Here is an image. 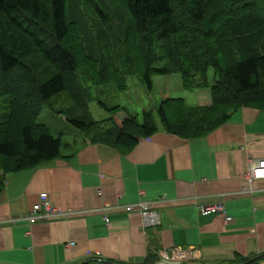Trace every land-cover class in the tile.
<instances>
[{
	"label": "trees",
	"instance_id": "16d2710c",
	"mask_svg": "<svg viewBox=\"0 0 264 264\" xmlns=\"http://www.w3.org/2000/svg\"><path fill=\"white\" fill-rule=\"evenodd\" d=\"M171 74L180 76L187 92L209 89L210 105L163 99L143 111L139 122L93 91L100 87L102 98L107 89L122 93L135 76L151 92L154 76ZM60 94L74 107L56 110L53 101ZM4 97L0 194L7 176L67 159L62 151L69 144L38 123L44 108L89 142L122 153L159 129L182 139L202 138L241 108L264 110V0H0V100ZM90 103L105 115L94 119ZM263 258L215 264H258ZM158 260L91 258L79 264Z\"/></svg>",
	"mask_w": 264,
	"mask_h": 264
},
{
	"label": "crops",
	"instance_id": "0c3cea01",
	"mask_svg": "<svg viewBox=\"0 0 264 264\" xmlns=\"http://www.w3.org/2000/svg\"><path fill=\"white\" fill-rule=\"evenodd\" d=\"M170 96L162 91L161 101ZM65 151L67 159L6 177L0 264L140 263L151 255L159 262L174 250L187 264L264 255V180L241 193L248 160L264 161V110L241 108L198 139L159 129L122 153L78 136ZM41 193L59 215L28 223ZM140 203L156 213L158 225L144 227L140 214L125 212ZM218 203L231 221L199 212Z\"/></svg>",
	"mask_w": 264,
	"mask_h": 264
},
{
	"label": "rangeland",
	"instance_id": "374dc122",
	"mask_svg": "<svg viewBox=\"0 0 264 264\" xmlns=\"http://www.w3.org/2000/svg\"><path fill=\"white\" fill-rule=\"evenodd\" d=\"M120 53H123V47L120 45ZM122 50V51H121ZM84 53V49H83ZM85 54V53H84ZM120 54L124 58L125 55ZM119 59V58H118ZM88 60L84 59V66H88ZM209 79L212 81V73L209 71ZM153 89L148 92L146 88L141 84V82L135 77L131 76L128 78L127 86L128 89L122 93H114L112 89H107L105 98L101 97L100 87H96L93 91L98 99H102L103 102L108 107L119 106L131 115H137L139 122H141L142 112L145 110H152L155 108L159 102H161V92L170 91L171 98L173 99H183L188 106H208L210 105V91L209 89L194 90L192 92H187L183 89L180 76L178 74H171L166 76H154L152 78ZM169 82V83H167ZM178 84L180 88L178 89ZM6 97L0 100V107L5 106ZM53 107L61 110H65L69 107H74L73 102L65 94H60L54 99ZM90 111L94 119L98 120L102 118L105 114L100 111L95 103H90ZM0 112H3L0 110ZM1 114V113H0ZM38 123L47 126L53 136L62 137L64 144H70L74 139L81 136V134L76 130L67 125L62 118H58L49 108H44L42 113L38 117ZM63 154H67V151L63 150ZM178 260L179 264L190 263L188 260L183 259V255H180Z\"/></svg>",
	"mask_w": 264,
	"mask_h": 264
},
{
	"label": "built area",
	"instance_id": "2783aa9c",
	"mask_svg": "<svg viewBox=\"0 0 264 264\" xmlns=\"http://www.w3.org/2000/svg\"><path fill=\"white\" fill-rule=\"evenodd\" d=\"M248 172L243 178V186L241 193L243 195L250 194L255 191L254 183L258 180H264V161L256 162L254 160H248ZM255 189V190H254ZM125 212L140 214L143 218L144 227H154L158 225L159 221L156 213L151 210V207L146 203H140L135 205H129L124 208ZM199 212L203 215L218 214L224 218L226 222L231 221L230 218L225 216V210L222 203H218L213 206L200 207ZM70 214V213H68ZM67 214V215H68ZM56 212L50 205L47 195L41 193L38 197V202L32 207L29 215L25 218L28 223H34L37 221H49L58 217ZM104 222L108 223V218L103 217ZM18 219H13L10 223L18 222ZM73 243L69 244L72 246ZM181 253L177 250L171 253H162L158 264H175L178 263Z\"/></svg>",
	"mask_w": 264,
	"mask_h": 264
},
{
	"label": "water",
	"instance_id": "95a60500",
	"mask_svg": "<svg viewBox=\"0 0 264 264\" xmlns=\"http://www.w3.org/2000/svg\"><path fill=\"white\" fill-rule=\"evenodd\" d=\"M175 264H179V263H175Z\"/></svg>",
	"mask_w": 264,
	"mask_h": 264
}]
</instances>
